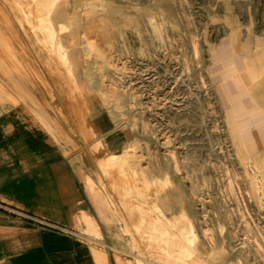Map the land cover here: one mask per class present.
<instances>
[{
	"label": "rangeland",
	"instance_id": "374dc122",
	"mask_svg": "<svg viewBox=\"0 0 264 264\" xmlns=\"http://www.w3.org/2000/svg\"><path fill=\"white\" fill-rule=\"evenodd\" d=\"M37 54L126 135L83 180L131 264H264V0H0V87Z\"/></svg>",
	"mask_w": 264,
	"mask_h": 264
},
{
	"label": "crops",
	"instance_id": "0c3cea01",
	"mask_svg": "<svg viewBox=\"0 0 264 264\" xmlns=\"http://www.w3.org/2000/svg\"><path fill=\"white\" fill-rule=\"evenodd\" d=\"M49 57L1 79L0 264H131L125 236L110 229L108 240L83 180L98 150L120 155L126 135L67 87ZM235 109L243 141L264 147L263 126Z\"/></svg>",
	"mask_w": 264,
	"mask_h": 264
},
{
	"label": "bare ground",
	"instance_id": "6f19581e",
	"mask_svg": "<svg viewBox=\"0 0 264 264\" xmlns=\"http://www.w3.org/2000/svg\"><path fill=\"white\" fill-rule=\"evenodd\" d=\"M7 36V35H6ZM17 37V36H16ZM27 64V63H26ZM29 64V63H28ZM25 71V70H24ZM60 95V94H59ZM54 102V101H53ZM62 103V102H61ZM73 116V115H72ZM77 116V115H76ZM70 128V127H69ZM80 132V131H79ZM90 138V137H89ZM83 145V144H82ZM109 180V179H108Z\"/></svg>",
	"mask_w": 264,
	"mask_h": 264
}]
</instances>
